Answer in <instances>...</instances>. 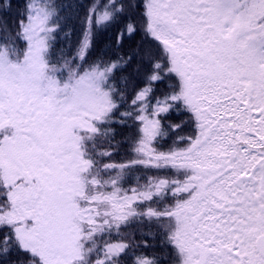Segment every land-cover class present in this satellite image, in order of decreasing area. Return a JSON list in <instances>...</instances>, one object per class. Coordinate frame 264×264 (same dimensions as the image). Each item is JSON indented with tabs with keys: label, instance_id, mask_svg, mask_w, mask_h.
<instances>
[{
	"label": "snow or ice",
	"instance_id": "1",
	"mask_svg": "<svg viewBox=\"0 0 264 264\" xmlns=\"http://www.w3.org/2000/svg\"><path fill=\"white\" fill-rule=\"evenodd\" d=\"M0 264H264V0H0Z\"/></svg>",
	"mask_w": 264,
	"mask_h": 264
}]
</instances>
